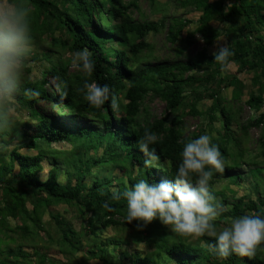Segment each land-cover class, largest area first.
<instances>
[{
  "label": "trees",
  "instance_id": "trees-1",
  "mask_svg": "<svg viewBox=\"0 0 264 264\" xmlns=\"http://www.w3.org/2000/svg\"><path fill=\"white\" fill-rule=\"evenodd\" d=\"M139 1L28 0L34 54L24 87L40 96L19 97L25 109L19 115L27 117L17 129L22 141H11L10 151H0V264H74L75 253L82 256L81 264H264V247L254 259L235 254L223 259L205 248L210 238L167 235L158 220L138 231L135 221L125 222L126 201L112 197L113 189L122 192L141 178L174 183L184 144L209 134L225 160V171L210 181L216 198L221 194L228 203L216 226H227L234 216L264 214V0H174L197 14L193 31L190 18L166 13L133 20ZM143 1L152 8L158 3ZM165 28L167 43L190 44L198 33L204 46L186 59L145 60L152 34ZM220 36L234 52L225 65L212 56ZM83 48L95 61L90 82L108 84L119 97L118 116L108 103L95 109L76 92L84 73L72 58ZM229 64L235 72L227 71ZM247 73L248 89L243 79ZM61 83L68 85L63 100L56 92ZM153 98L164 103L160 116H152L148 107ZM204 99L210 100L208 105L201 104ZM234 101L244 102L252 112L244 122ZM186 115L199 116L201 122L185 134ZM253 127L261 129L255 152L248 147ZM146 128L159 138L154 145L158 168H145L146 157L138 148ZM56 144L70 148L57 149ZM23 146L33 149V157L19 154ZM45 165H51V173L42 182ZM244 166L245 172L235 171ZM222 179L225 183L219 186ZM246 181L253 182L249 193L236 196L229 188L232 195H224V187ZM59 203L68 206L64 211L70 217L50 209ZM159 228L163 237L156 238ZM121 230L134 231L137 243L154 250L142 253L119 235Z\"/></svg>",
  "mask_w": 264,
  "mask_h": 264
},
{
  "label": "clouds",
  "instance_id": "clouds-1",
  "mask_svg": "<svg viewBox=\"0 0 264 264\" xmlns=\"http://www.w3.org/2000/svg\"><path fill=\"white\" fill-rule=\"evenodd\" d=\"M34 54L31 8L28 0H0V151H10L11 141L21 142L17 131L23 122L19 119V97L36 99L40 92L24 87L26 68ZM234 52L226 44L218 43L212 52L214 61L221 65L229 62ZM72 63L84 73V79L76 92L95 109L106 103L119 115L121 102L108 84L90 82L95 71L92 52L83 48L75 52ZM68 85H56L61 99L68 96ZM158 136L145 129L137 144L146 157L145 168H158L160 155L154 145ZM25 157L33 154L25 148L19 153ZM180 163L174 174V183L167 180L149 183L139 179L121 192L113 189L115 200L126 201L125 222L142 231L158 220L171 232L185 238H210L204 246L210 253L227 259L235 254L254 259L258 249L264 247V214L259 212L234 216L227 226L217 229L216 222L224 212V206L210 189L214 174L225 171V160L219 146L209 134H201L186 142L180 153ZM51 165H45L40 179L47 182Z\"/></svg>",
  "mask_w": 264,
  "mask_h": 264
},
{
  "label": "rangeland",
  "instance_id": "rangeland-1",
  "mask_svg": "<svg viewBox=\"0 0 264 264\" xmlns=\"http://www.w3.org/2000/svg\"><path fill=\"white\" fill-rule=\"evenodd\" d=\"M128 1V0H125ZM139 10H134L132 13V18L133 20H137V21H141V20H146V19H157L160 18V16L163 13H166L168 15V17L171 16H176V17H185V18H190L192 20V23L189 24V30L193 31L196 24H195V19L197 18V14L192 11L191 9L187 10L188 8L184 9L181 6H179L174 0H158L157 6L152 8V6L150 5L149 2L147 1H143L140 0L139 1ZM161 8V9H158ZM157 11H155V10ZM165 29H163V31L158 32L157 34H152L151 37V44H152V50L150 51H145L144 54V59L146 60H152L153 62L157 61V60H161V59H166L167 61L170 60H175L177 59H186L189 56H192L193 54H195V52L199 49H201L204 46L203 40L201 38V36L198 33H194L193 35V39H192V43L187 44V43H180L179 45L175 46L172 45L170 43H167L165 40ZM218 43H222L224 44L225 42V37L224 36H220L217 40ZM178 48H181L183 51H181L180 53H178L176 50ZM208 49H212L210 47H208ZM74 66V65H73ZM73 66H71V69H73ZM33 69L35 70V66L33 67ZM236 68L234 65L229 64V67L227 68V71L229 73H233L235 72ZM33 71V70H32ZM250 77L251 75L249 73L244 74L243 75V79H244V83L245 88L248 89L250 88ZM51 83L54 84V81L51 79ZM245 89V90H246ZM246 96L245 93L243 94V97ZM210 102L209 99H204L201 104L203 106L208 105ZM233 103H235V106H239V120L240 122H244L248 116L252 115L251 110L249 109V107L242 101H234ZM42 104H44L42 102ZM148 107L150 109V112L152 114V116H160L163 114V109H164V103L159 100L158 98H153L152 100L147 102ZM19 112H23V114L25 113V109L20 108ZM22 114V113H20ZM26 116V115H25ZM25 116H20L19 115V119L23 122L24 120L27 119V117ZM184 122H185V134L194 130L201 122V118L199 116H192V115H186L184 116ZM20 127V125H19ZM261 129L259 127H253L249 129L248 132V143H249V149H251L252 152H255V146L257 145L256 141L257 138H259L260 134H261ZM25 148L27 147H22L20 150L23 151ZM54 148L57 149H69L70 145L69 144H56L54 145ZM28 149V148H27ZM30 152H33V149H28ZM236 172H245L246 171V166L244 167H240L237 170H235ZM226 179H222L221 183H218L219 186L225 183ZM244 184H229L228 185V189L224 187V195L226 196H231L232 193L230 192V189H232L235 192V195L237 196L238 194H245V193H249V185L250 183L253 184V182H248ZM218 186V187H219ZM227 187V186H226ZM230 188V189H229ZM217 189V188H216ZM217 199L220 200V202H222L223 206H227L228 203L224 202L223 196L221 194L217 195ZM67 205L64 203H59V204H55L52 205L50 207V209L53 210V212H57L58 214H60L61 216H65L66 218L70 217L71 212H65L64 210L67 209ZM48 218V214L47 212L42 216L43 220H46ZM158 223V222H156ZM224 226H216L217 229H221ZM164 230L166 231L165 234H170L173 233L171 232V230L163 225ZM112 228L108 227L107 232H110ZM108 234V233H107ZM164 234V235H165ZM167 234V235H168ZM109 235H112V232H110ZM119 235L126 237L125 239H127L129 242H131L130 244H132V246L136 247L138 250H140L142 253L144 251H152L154 250L153 247H148V245L142 243L139 244L135 241V239H133V237H135V233L132 230H121V233H119ZM156 238L159 237H163V229L159 228L158 232L155 236ZM182 237V236H181ZM113 238V237H111ZM184 238V237H182ZM190 240L195 241L196 239L194 238H188ZM40 244V243H39ZM152 249V250H151ZM75 258H73V263L74 264H81L80 260L82 259V256L80 254L75 253ZM58 258H60V260H62L61 262H64V258L62 256H58ZM34 264V263H33ZM84 264H98V261H93V260H89L87 262H84ZM173 264V263H171Z\"/></svg>",
  "mask_w": 264,
  "mask_h": 264
}]
</instances>
